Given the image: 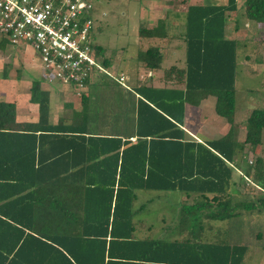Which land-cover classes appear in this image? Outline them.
Returning a JSON list of instances; mask_svg holds the SVG:
<instances>
[{"label": "trees", "instance_id": "16d2710c", "mask_svg": "<svg viewBox=\"0 0 264 264\" xmlns=\"http://www.w3.org/2000/svg\"><path fill=\"white\" fill-rule=\"evenodd\" d=\"M235 1L186 6L184 67L163 71L173 70L182 88L139 84L130 93L138 94L134 106L119 110L114 129L103 120L97 129L99 121L89 125L98 108L93 94L102 83L94 89L85 83L67 123L48 122L49 97L38 79L29 86L36 121H15L13 103L0 101V264H243L249 246L212 240L204 231L205 221L226 219L235 230L243 224L240 208L264 209V159H245L246 145L250 150L260 141L264 109L234 119L238 41L226 38L223 29ZM244 15L264 23V0H244ZM164 32V20L137 30L141 38ZM5 42L0 38V48ZM137 59L158 69L161 54L148 46ZM110 61L103 56L106 68ZM206 95L214 96V112L228 130L203 142L187 139L183 104L197 105ZM236 123L242 139L235 136ZM234 168L257 188L255 199L241 201L227 191ZM135 189L197 194L195 204H182L180 212L191 224L189 233L180 240L135 238ZM198 229L201 235L193 236Z\"/></svg>", "mask_w": 264, "mask_h": 264}, {"label": "rangeland", "instance_id": "374dc122", "mask_svg": "<svg viewBox=\"0 0 264 264\" xmlns=\"http://www.w3.org/2000/svg\"><path fill=\"white\" fill-rule=\"evenodd\" d=\"M147 1L148 0H93L95 17L97 20L93 32L94 43L101 47L103 56L109 57L113 65L117 63V60L120 62L123 61L124 64H127L128 70L130 71L129 65L131 66L133 61L135 63L136 60L132 58V55L136 53L134 51L136 40H145L138 36L137 30L140 25L144 27L149 21L154 23V14L146 12L147 10L150 11L151 7L146 4ZM190 1L198 0H171V3L174 2L173 5L177 8H184L185 4ZM206 1L212 2L213 4L226 3V0H201V2ZM155 2L158 6L155 12L157 15H160V13H162L161 8L165 3L163 4V0H155ZM236 2L237 8L234 14L231 15L232 20L226 30V36L237 37V39H239L237 40L238 44L236 49L234 83L236 113L234 117L235 119L243 120L252 108L264 109V23H258L247 19L244 15V0H237ZM146 8L148 9L146 10ZM173 42L175 44L179 43V41L176 40ZM4 49L6 51L5 53H7L8 46H5ZM8 50H10V48ZM169 51L170 50H168V52L163 51V53L167 55L170 54ZM20 56H22L21 52ZM166 59L169 60L168 58ZM180 59L181 57H179L178 60ZM4 60L5 62H7V60L11 61V58ZM36 60L33 61V63H35L36 67H39V62ZM123 62L121 64H123ZM168 63L170 64L169 61ZM7 68L8 66L6 70ZM39 71V68L37 71L27 68L23 70L20 68L18 74L25 77L26 80H41L38 73ZM109 77L111 78V76ZM109 80L111 81V79ZM61 90L63 91V88ZM71 90L74 93V90ZM93 97V104L98 108L92 113V124L89 125H94L99 121L97 122L98 125L95 124L93 129L100 127L99 124L101 120H103V125L107 122L105 126L114 129L117 126L116 122L119 118L118 115H120L118 113L119 110L123 112V107L130 104L132 100L130 92L124 91L116 85H112L107 79H102V85H99ZM74 103L75 108L80 106L79 97L75 98ZM241 126L242 125L238 123L235 125L234 130L237 139H242L243 129ZM125 131L128 130L125 128ZM245 153V159L249 163L252 161L254 155H258L264 159V129L261 132L259 143L250 150L248 145H246ZM247 183L248 182H244L243 179L234 184L235 191L233 193L237 192V196L234 197L238 200L247 201L257 197V188ZM162 194L174 196L175 193L162 192ZM170 206V204L160 201L159 199L156 200V203L151 204V211L140 213V216H145L147 222L153 226V232H150L148 235L149 238L168 239V237L161 232V228H159L161 222L158 220V215L159 211H161L163 216L166 215L168 220V217H171L173 214V209H169ZM240 210L242 211L240 219L243 218V224H241L239 228L235 230L230 229V219L222 221L209 220L207 222L205 221L206 228H204V231L210 234L208 237L209 239L230 241L236 244H244L246 247L249 246L244 256L243 264H264V209L248 211L240 208ZM206 223L210 224L209 229ZM197 224L198 223H195V225ZM164 227L171 232L173 231L170 222L166 223ZM257 232H260L259 236L256 235ZM159 234L162 235L158 236Z\"/></svg>", "mask_w": 264, "mask_h": 264}, {"label": "crops", "instance_id": "0c3cea01", "mask_svg": "<svg viewBox=\"0 0 264 264\" xmlns=\"http://www.w3.org/2000/svg\"><path fill=\"white\" fill-rule=\"evenodd\" d=\"M173 3H171V0H163L164 5L161 8L162 13H160V15H157L155 11L158 6L155 0L147 1L146 4L150 5L151 7L150 11L147 10L148 8H146V12H151L154 14V23H151V21H149L150 24L148 23L144 27L151 28L156 24L157 20H164L165 32L161 37L144 38L145 40L142 41L138 39L136 40V47L134 50L136 53L135 55H132V58H135L136 61L135 63L133 61L131 66L129 65L130 71L128 70L127 64H124L123 61V64H121L122 62L117 60V63H115L114 65L110 61L111 66L113 69H115L117 75L124 74L127 77L125 81L127 88L121 86L118 83L115 84L114 81H110V78L108 77H99L98 79L92 81L91 84H89L90 89H94L91 87L93 86V84H101L102 79H107L108 82H111L122 90L130 93L133 92L139 84H144L146 86L152 87H166L177 89L182 88V84L175 81L173 70L170 73H167L166 71V75L163 73V71L169 68L173 69L174 67L178 69L184 67V41L182 39V35L184 31L183 23L186 6L213 3L209 1L201 2V0L190 1L185 4L184 8H177L173 5ZM222 4H225V2ZM236 8L237 5L234 10L225 12L223 31L226 38L239 40L237 39V37L235 38L226 36V30L229 27V23L231 24L232 20L231 15L234 14ZM0 38L2 37L0 36ZM174 40L179 41V43L175 44L173 42ZM137 44L139 47L137 46ZM5 46H8V49L10 48V50L7 49V53H5ZM148 46H156L159 53L161 54V61L159 63L160 67L158 69H148L142 62L137 59V52L145 50ZM168 50H170V54L166 55L165 53H163V51L168 52ZM0 52V101L13 103L15 109V121L34 122L37 120V104L29 101V86L32 79L26 80L25 77L20 76L18 73L20 68H22L23 70L25 68L34 69L36 71L39 68L40 71L38 73L41 78L40 87L41 89L47 91L49 97L48 122L50 124H55L57 120H61L62 123H67L71 118L73 111L79 108H75L74 101L76 96L75 93L72 92L71 88L68 85H64L58 82H46L41 73L40 65L38 64L39 67H36L35 63H33V61H35L36 59L38 60V58L31 49L12 46L5 42L3 47L0 48ZM20 52L22 56H20ZM179 57H181L180 60H178ZM9 58H11V61L7 60V62H5L4 59ZM166 58H168L169 60H167ZM168 61L170 62V64L168 63ZM7 66L8 68L6 70ZM147 72H150L151 76L147 77L144 75V78H139V74H146ZM62 88L63 91L61 90ZM137 96L138 94L136 93H134V95H131L132 100L130 101V103L133 102V106L135 104V99ZM214 101V96L206 95L198 102L197 105H192L187 102L183 104V123L181 125V128L185 132V138L203 142L209 139L218 138L228 130L229 125L227 121L214 112ZM235 113L236 110L234 114ZM124 114L126 116L132 115L129 112L128 114ZM235 120L242 121L240 119L238 120L237 118ZM131 131L132 130L130 129L128 132L129 135H132L130 133ZM130 139L133 140V137H130ZM243 179L245 181V176L241 175L240 171L234 168L231 173V181L233 182V184L230 189H227V191L232 194L235 190L234 183L236 184L237 181H241ZM162 192L164 193L173 191L145 189L134 190L135 198L133 200V208L136 213L133 217V221L135 222V229L133 234L135 238L149 237L148 235L150 234V232H153L152 224H149L147 222L145 216H140V213L151 211V204L156 203V200L159 199L160 201L170 204L171 206L169 209H173V214L171 215V217H168L169 221L167 220L166 215L163 216L162 212L159 211L158 220L161 222L159 228H161V232L163 233V235L168 237V239L165 240H180L189 233L188 230L191 227V224L189 225V223H186L185 220L181 219L180 212L182 210V204L193 206L196 202V199L199 198L198 195L195 193L185 195L179 192H174V196H170L167 194H162ZM193 211L194 218L196 216L195 212L197 211L195 209ZM168 222L171 223V226L173 228L172 232L164 227ZM206 224H208L207 226H210L209 223ZM195 227L196 225L194 224L193 228ZM204 228H206V226H204ZM199 230L201 229L194 231L193 236H200L201 233ZM160 235L162 234H159L158 236Z\"/></svg>", "mask_w": 264, "mask_h": 264}, {"label": "built area", "instance_id": "2783aa9c", "mask_svg": "<svg viewBox=\"0 0 264 264\" xmlns=\"http://www.w3.org/2000/svg\"><path fill=\"white\" fill-rule=\"evenodd\" d=\"M96 21L93 0H0V36L31 49L44 80L68 85L76 97L86 82L103 76L127 88L124 74L103 65L93 37ZM144 75L151 76L139 78Z\"/></svg>", "mask_w": 264, "mask_h": 264}]
</instances>
